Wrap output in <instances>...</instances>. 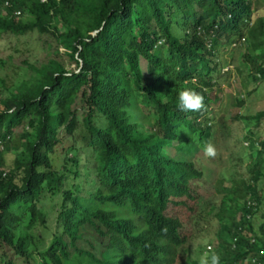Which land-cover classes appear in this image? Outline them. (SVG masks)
<instances>
[{"label":"trees","instance_id":"16d2710c","mask_svg":"<svg viewBox=\"0 0 264 264\" xmlns=\"http://www.w3.org/2000/svg\"><path fill=\"white\" fill-rule=\"evenodd\" d=\"M251 16L250 0H0V37H52L75 67L50 60L18 86L0 80V264H189L191 238L170 209L194 200L204 176L219 46L249 36L244 63L264 81V23L250 31ZM185 88L203 109L179 110ZM255 146L257 183L264 138ZM244 194L257 210L260 196ZM253 211L223 201L225 241L252 230ZM251 238L221 264L264 251Z\"/></svg>","mask_w":264,"mask_h":264},{"label":"rangeland","instance_id":"374dc122","mask_svg":"<svg viewBox=\"0 0 264 264\" xmlns=\"http://www.w3.org/2000/svg\"><path fill=\"white\" fill-rule=\"evenodd\" d=\"M250 3L252 16L248 28L257 31L259 25L264 23V0H250ZM248 39L249 36L219 46V71L208 93L213 103L206 117L211 132L210 143L216 147L217 155L207 157L203 150L198 153L197 164L204 176L200 180V187L195 189L194 200H184V206L172 205L170 209V213L183 223L187 240L191 238L187 244L190 245L191 264L199 262L208 247H213V252L220 255L221 260L232 257V244L224 238V223L215 216L226 199H232L235 207L241 209L243 202L250 198L241 199L245 189H254L262 200L250 222L252 230L247 231L245 241L239 247H246L250 236L264 243V154L260 157L263 161L262 178L257 183L248 171L253 159L258 158L255 143L264 138V119L259 123L249 119L264 112V81L255 83L250 77L249 67L244 63L251 49V40ZM50 60L59 62L66 70L75 69L52 37L36 34L22 38L0 37V80L4 81L7 88L18 86L27 79L30 66L39 68ZM7 96L6 90L0 93V99ZM31 130L27 127L18 128L15 133L18 135L25 131L29 134ZM15 155L14 152L5 154L7 171L12 168ZM60 166L55 164V167ZM47 208H51V233L54 231L56 210H53V202ZM235 218L237 222L239 213Z\"/></svg>","mask_w":264,"mask_h":264},{"label":"clouds","instance_id":"9594fccd","mask_svg":"<svg viewBox=\"0 0 264 264\" xmlns=\"http://www.w3.org/2000/svg\"><path fill=\"white\" fill-rule=\"evenodd\" d=\"M159 43H163V41H160ZM193 83H195V82L193 81ZM177 101H178L177 107L179 108L180 111H183V112L199 111V110L203 109L205 106L203 95H201L198 91H196L195 88H185V89L179 91ZM202 150L204 152V155L207 157H215L217 155L216 147L211 143L203 146ZM243 204H245L249 210H251L252 208L254 209L253 215L257 212L256 204L253 203L252 201H250L249 198H248V200L243 202ZM253 215L250 216V214H247L245 216V219L247 221L251 222ZM246 234H247L246 230H242V228L239 229L238 237H235L233 239L232 243L230 242V244H232V251L240 248L239 247V244H240L239 238L245 239ZM249 241H250L251 245H257V242L255 239H251ZM185 247L188 248V257H189L190 245H185ZM257 254L249 255L247 257V260L244 262V264H250L249 263L250 258L257 255ZM262 261L264 263V257H263ZM179 264H180V262H179ZM189 264H191V262ZM193 264H221V257H220V255L213 252V247H208L205 250V254L200 258V261L194 262Z\"/></svg>","mask_w":264,"mask_h":264},{"label":"built area","instance_id":"2783aa9c","mask_svg":"<svg viewBox=\"0 0 264 264\" xmlns=\"http://www.w3.org/2000/svg\"><path fill=\"white\" fill-rule=\"evenodd\" d=\"M264 251L260 250L259 253L250 258V264H264L263 263Z\"/></svg>","mask_w":264,"mask_h":264}]
</instances>
